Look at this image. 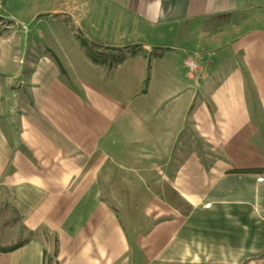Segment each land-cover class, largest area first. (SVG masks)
Instances as JSON below:
<instances>
[{
	"label": "crops",
	"instance_id": "crops-1",
	"mask_svg": "<svg viewBox=\"0 0 264 264\" xmlns=\"http://www.w3.org/2000/svg\"><path fill=\"white\" fill-rule=\"evenodd\" d=\"M0 217V264H264V0H0Z\"/></svg>",
	"mask_w": 264,
	"mask_h": 264
},
{
	"label": "rangeland",
	"instance_id": "rangeland-1",
	"mask_svg": "<svg viewBox=\"0 0 264 264\" xmlns=\"http://www.w3.org/2000/svg\"><path fill=\"white\" fill-rule=\"evenodd\" d=\"M92 51H94V53H96V54H101L102 53V55H104V56L106 54H109L110 53V51H104V50H100V51H98V50H92ZM119 141H120V139H119ZM104 152L106 154V157H104V162L102 164V169H103V174H104L102 180H103V185H104L105 191L113 183H116V185H118V186H121V185L127 186L128 183L131 184L132 182H135V181H142V179H140V178H127V177H125V178H123V177H118V178L117 177H114V178H111L110 177L111 176L110 173H112L111 171L112 170L116 171V168L118 166H117V163L114 162L111 159L110 148L107 147V145L105 146ZM121 165H122V167H124V169L130 168V169H136V170H141V171H146V170L147 171H152L151 172L152 174L154 173L155 176H158V173H157V171L159 170L158 169V167H159V164L158 163H143V162H133L132 163L131 162V163H121ZM160 165H162V163H160ZM173 165H174V163H173ZM149 167H151V170L149 169ZM115 176H116V174H115ZM152 180L153 181H159V178H152ZM165 181H167V180H164V182ZM164 182H163V184H164ZM116 196H118V195H116ZM119 196H123L124 197L125 195L122 194V195H119ZM104 197L108 201V203H110V204L111 203H114L112 201V195L108 191L106 193L104 192ZM172 200H174V198H172ZM0 232H1V229H0ZM42 236L44 238H47L46 235H43L42 234ZM22 238H23V236L21 234H19L18 228H15V229L13 228V230H11V229L8 228L6 234H3L2 235L0 233V245H3L4 246V245L10 244V243H14L16 241H19ZM46 240H48L46 242H47V245L50 248V249H48V251H49V253H51L53 255L52 252H53L54 249H53L52 238L51 237H48ZM46 258H51V257H47L46 256ZM51 259L53 261L52 264H54L55 263L54 258L52 257Z\"/></svg>",
	"mask_w": 264,
	"mask_h": 264
},
{
	"label": "trees",
	"instance_id": "trees-1",
	"mask_svg": "<svg viewBox=\"0 0 264 264\" xmlns=\"http://www.w3.org/2000/svg\"><path fill=\"white\" fill-rule=\"evenodd\" d=\"M120 60V57H119ZM237 172H254V170H243V171H237ZM14 248H16V246H12V247H7V248H0V252H9L11 250H13ZM53 261L51 258H45V254H44V264H52ZM54 264H57L56 262Z\"/></svg>",
	"mask_w": 264,
	"mask_h": 264
},
{
	"label": "built area",
	"instance_id": "built-area-1",
	"mask_svg": "<svg viewBox=\"0 0 264 264\" xmlns=\"http://www.w3.org/2000/svg\"><path fill=\"white\" fill-rule=\"evenodd\" d=\"M187 65H188L191 69H193V68L196 67V64H195L194 62H192V61H187Z\"/></svg>",
	"mask_w": 264,
	"mask_h": 264
}]
</instances>
